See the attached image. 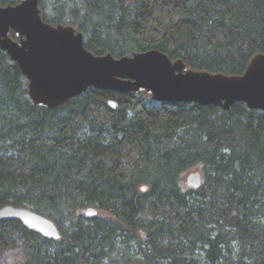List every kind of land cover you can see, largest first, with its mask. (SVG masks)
<instances>
[{"label": "trees", "instance_id": "trees-1", "mask_svg": "<svg viewBox=\"0 0 264 264\" xmlns=\"http://www.w3.org/2000/svg\"><path fill=\"white\" fill-rule=\"evenodd\" d=\"M39 7L46 23L81 32L96 56L159 50L194 71L242 75L264 53V0ZM28 84L0 49V205L50 219L61 238L2 222L0 264H264V111L95 88L48 110ZM194 169L199 189L185 181ZM89 208L98 216L86 217Z\"/></svg>", "mask_w": 264, "mask_h": 264}, {"label": "water", "instance_id": "water-1", "mask_svg": "<svg viewBox=\"0 0 264 264\" xmlns=\"http://www.w3.org/2000/svg\"><path fill=\"white\" fill-rule=\"evenodd\" d=\"M19 1L0 8V49L18 64L38 107L58 109L95 88L119 94L147 92L161 103L216 105L229 110L242 102L252 110L264 111V53L255 55L242 75L194 71L159 50L120 59L110 54L96 56L86 49L84 35L75 27L46 23L39 0ZM108 105L117 109L119 103L110 100ZM185 181L193 189L203 182L198 171ZM98 214L94 208L85 211L88 218ZM6 221L20 222L47 239L61 238L53 221L27 207L0 205V223Z\"/></svg>", "mask_w": 264, "mask_h": 264}, {"label": "rangeland", "instance_id": "rangeland-1", "mask_svg": "<svg viewBox=\"0 0 264 264\" xmlns=\"http://www.w3.org/2000/svg\"><path fill=\"white\" fill-rule=\"evenodd\" d=\"M200 172V170L199 169H194V170H192V171H190V172H188L186 175H185V179L192 173V172Z\"/></svg>", "mask_w": 264, "mask_h": 264}]
</instances>
